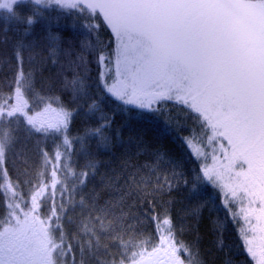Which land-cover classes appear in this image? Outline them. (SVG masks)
Masks as SVG:
<instances>
[{"label":"snow or ice","instance_id":"snow-or-ice-1","mask_svg":"<svg viewBox=\"0 0 264 264\" xmlns=\"http://www.w3.org/2000/svg\"><path fill=\"white\" fill-rule=\"evenodd\" d=\"M49 8L85 17L74 40L51 31ZM37 18L46 22L42 38L33 34ZM61 54L56 77H44ZM57 85L71 94L67 104L51 94ZM106 100L113 116L135 109L139 118L166 115L165 105H174L193 122L182 142L212 163L189 179L157 148L149 162L126 157L97 181L86 141L112 143ZM81 108L97 126L73 138ZM171 129L169 115L162 131ZM41 137L58 142L49 151ZM77 140L86 156L80 171L72 159ZM0 181V264H201L179 238L192 226L177 224L164 199L189 185L190 195L202 185L219 192L233 222L243 221V253L250 264H264V0H0ZM204 206L186 215L198 217ZM149 222L154 233L145 235ZM222 228L214 229L221 250Z\"/></svg>","mask_w":264,"mask_h":264},{"label":"trees","instance_id":"trees-1","mask_svg":"<svg viewBox=\"0 0 264 264\" xmlns=\"http://www.w3.org/2000/svg\"><path fill=\"white\" fill-rule=\"evenodd\" d=\"M46 16L50 17L53 21L50 28L52 32H57L63 36L65 41L74 40L77 37V29L79 25L85 22L84 16H78L75 12L64 13L60 10L48 9ZM75 25V27H73ZM33 34L42 38L45 34L46 22L37 18L36 23L32 26ZM106 29H101V34L107 39ZM12 35V32L8 33ZM67 47V43H65ZM65 63V59L62 54L59 57V63L53 65L51 60L48 61L47 67L43 70V76L56 77L60 64ZM27 63L25 64V70H27ZM69 79H71L72 73L69 71L66 73ZM96 69L92 67V92L98 93L99 89L95 84ZM58 96L61 100L67 104L71 99V94L68 92H62L59 90V85L51 93ZM53 107H57L53 104ZM75 107V105H70ZM105 111L109 116H113L112 109L114 104L105 101ZM37 110H39L37 108ZM166 115L152 116L147 118H139L136 115V110L124 112L117 110L113 116L110 127L106 129L108 135L112 137V143L109 147L98 145L96 138H88L86 146L89 152L94 155V158L98 162L99 173L96 176V180H99V174L110 172L113 169L119 170L121 162L126 157H131L132 162L138 164H144L151 160L149 155L153 150L159 148L167 152L168 156L177 161L180 167L177 171H181L186 177L191 179L192 175L200 169L201 160L197 159L191 154L190 150L182 142V137L190 135L193 129V122L191 120H183V115L180 110L172 104L165 105ZM172 117V129L169 132H163L164 121L168 116ZM181 122L183 126H177V122ZM97 126V120L95 118L88 119L85 117L84 109L81 108L78 113L73 117L69 136L78 137L84 134L87 127ZM41 146L46 145L48 150L51 151L54 143L58 142L51 137L39 138ZM37 140L33 139L29 144V149L34 154L36 151ZM139 145V148H138ZM75 152L73 154L74 167L77 171L81 170V167L86 159V156L81 151L80 142L74 141ZM147 149V152L144 151ZM9 173L12 179L16 178V170L11 164L13 159L12 154L9 153ZM20 167V165H16ZM167 168H171L168 165ZM166 169H161V178L163 172ZM2 182V181H0ZM120 183H123L121 181ZM188 187H180L171 193V197L165 195L164 199H171V214L173 220L177 223H183L186 226L191 225L179 238L185 242L190 243L193 249L198 251L199 260L201 264H224L226 258H232V264H250L246 254L243 253L241 248V240L239 237L237 224L233 222L229 215V209L224 206L221 200V196L218 191L210 185H202L199 190V194H189ZM93 187L92 183H89L84 189L85 192ZM211 196V200L209 197ZM79 199V196L76 197ZM107 198V197H105ZM214 201V203H213ZM134 201H129L133 203ZM203 203L205 206L201 209L199 216L186 215L188 210L197 204ZM145 207H147L145 205ZM138 209H133L137 211ZM159 210V206H158ZM142 211V210H141ZM3 212V196L0 195V214ZM223 225L222 232L224 237V247L221 250L217 246L218 232L215 229L216 225ZM154 233L152 224L149 222L146 226L145 235L148 233ZM150 247V245H149ZM111 251L116 252L117 249L113 247ZM119 258V257H118ZM183 258V257H182Z\"/></svg>","mask_w":264,"mask_h":264},{"label":"rangeland","instance_id":"rangeland-1","mask_svg":"<svg viewBox=\"0 0 264 264\" xmlns=\"http://www.w3.org/2000/svg\"><path fill=\"white\" fill-rule=\"evenodd\" d=\"M226 143V142H225ZM207 152H211V149H205ZM200 160H201V164H203V163H208V164H211L212 163V161H211V156L209 155V156H207V158H205V157H200L199 158ZM200 164V165H201ZM230 209H231V211H234V212H237L238 210H239V208L241 207V205H240V203L239 202H234V203H232V204H230ZM229 209V208H228ZM237 224V229L239 230L240 228H242L243 227V221L241 220L239 223H236ZM237 230V231H238ZM238 233H239V231H238ZM239 237H240V235H239Z\"/></svg>","mask_w":264,"mask_h":264}]
</instances>
